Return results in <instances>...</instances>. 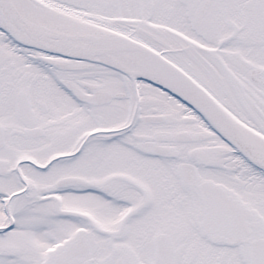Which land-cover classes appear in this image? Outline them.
<instances>
[{
	"label": "snow or ice",
	"instance_id": "snow-or-ice-1",
	"mask_svg": "<svg viewBox=\"0 0 264 264\" xmlns=\"http://www.w3.org/2000/svg\"><path fill=\"white\" fill-rule=\"evenodd\" d=\"M0 264H264V0H0Z\"/></svg>",
	"mask_w": 264,
	"mask_h": 264
}]
</instances>
